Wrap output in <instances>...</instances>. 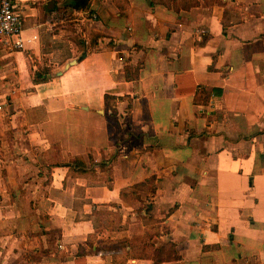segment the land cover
I'll return each mask as SVG.
<instances>
[{"label":"crops","instance_id":"1","mask_svg":"<svg viewBox=\"0 0 264 264\" xmlns=\"http://www.w3.org/2000/svg\"><path fill=\"white\" fill-rule=\"evenodd\" d=\"M197 1L14 0L0 264H264V0Z\"/></svg>","mask_w":264,"mask_h":264},{"label":"built area","instance_id":"2","mask_svg":"<svg viewBox=\"0 0 264 264\" xmlns=\"http://www.w3.org/2000/svg\"><path fill=\"white\" fill-rule=\"evenodd\" d=\"M60 18L59 15L55 16L57 20ZM23 29V20L16 11L14 0H0V48L9 52L25 50L37 37L23 40Z\"/></svg>","mask_w":264,"mask_h":264},{"label":"trees","instance_id":"3","mask_svg":"<svg viewBox=\"0 0 264 264\" xmlns=\"http://www.w3.org/2000/svg\"><path fill=\"white\" fill-rule=\"evenodd\" d=\"M165 3L167 4L168 7L172 8V9H175V10H184V11H188L190 10L191 8L193 7H196L199 5V2L197 0H164ZM203 4L207 5L208 4V0H203ZM127 73V79H130V76H129V72L126 71ZM115 117V113H112L108 119H109V123L110 124H115L117 125V122L114 121ZM76 167H81L80 163L75 161L74 162ZM172 246L170 244H165L164 247L157 252V254L155 255V257H153V261L155 264H160L162 261V258L163 259H166L168 261L172 260V259H175V256L173 255L172 253ZM159 255V261L156 259V257H158Z\"/></svg>","mask_w":264,"mask_h":264},{"label":"water","instance_id":"4","mask_svg":"<svg viewBox=\"0 0 264 264\" xmlns=\"http://www.w3.org/2000/svg\"><path fill=\"white\" fill-rule=\"evenodd\" d=\"M85 57H86V51H84L82 53V55L80 56V58L77 61L71 62V65L75 64L76 62H79V61L83 60Z\"/></svg>","mask_w":264,"mask_h":264}]
</instances>
